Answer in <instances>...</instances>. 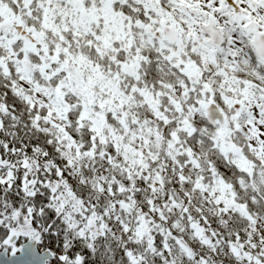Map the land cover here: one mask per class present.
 <instances>
[{"label": "snow or ice", "instance_id": "6c2138e0", "mask_svg": "<svg viewBox=\"0 0 264 264\" xmlns=\"http://www.w3.org/2000/svg\"><path fill=\"white\" fill-rule=\"evenodd\" d=\"M0 264H264V0H0Z\"/></svg>", "mask_w": 264, "mask_h": 264}]
</instances>
